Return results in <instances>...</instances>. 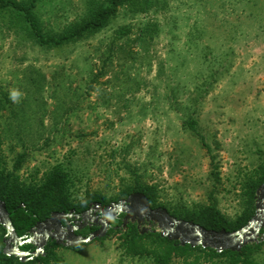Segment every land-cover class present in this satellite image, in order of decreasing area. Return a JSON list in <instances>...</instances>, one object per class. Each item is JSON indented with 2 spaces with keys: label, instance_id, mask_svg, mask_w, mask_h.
Segmentation results:
<instances>
[{
  "label": "rangeland",
  "instance_id": "1",
  "mask_svg": "<svg viewBox=\"0 0 264 264\" xmlns=\"http://www.w3.org/2000/svg\"><path fill=\"white\" fill-rule=\"evenodd\" d=\"M109 1L38 0L34 13L57 35ZM21 158L27 184L65 168L74 202L114 199L138 174L168 209L215 199L236 217L264 164V0H129L103 29L59 47L0 9V171ZM121 238L56 246L47 264H152L126 256Z\"/></svg>",
  "mask_w": 264,
  "mask_h": 264
},
{
  "label": "trees",
  "instance_id": "2",
  "mask_svg": "<svg viewBox=\"0 0 264 264\" xmlns=\"http://www.w3.org/2000/svg\"><path fill=\"white\" fill-rule=\"evenodd\" d=\"M38 0H29V2H19L17 0H0V9H12L19 12L25 19L31 29L32 34L40 45L48 47H59L70 42H76L91 32L103 29L117 12L118 8L129 0H110L109 5L98 8L92 15L77 24L75 27L66 30L57 35L45 34L41 28L34 8ZM122 31L120 36L126 35ZM192 130H196V121L188 122ZM202 144L205 145L204 138ZM22 158L12 171H0V198L5 202L13 226L18 236L29 235L31 229L38 223L46 220L52 213H69L75 210L77 214L90 209L94 203H100L103 207L110 204H117L128 198L132 193H143L149 200L151 208H166L168 212L178 219L194 222L207 230L220 231L225 229L230 232L237 231L245 227L256 213V192L264 183V164H262L255 174L244 184L243 191V209L234 218H229L218 207L215 199L208 205H200L193 210H171L160 201L159 192L155 185L142 182L140 175L135 174V183L127 187L116 198L107 200L100 193H88L79 202H74L71 198L70 185L71 177L67 170L61 165L55 166L45 173L39 181L25 183L17 174ZM135 173V172H133ZM115 225H120L121 220H114ZM88 230H84L85 236ZM121 232V248L128 257H137L139 259H148L152 264H175L179 259L182 264H260L257 256L264 249V241L261 243H252L244 246L241 251H223L218 252L215 249L203 248L202 246L192 247L190 244L181 246L179 241L169 240L162 237L161 233L155 231L138 230L135 224H130L121 229H110L107 236ZM5 228L0 224V264H14L15 262L23 264L15 256H7L3 252L6 235ZM59 245L49 246L45 254L26 264H33L41 260L48 263L51 252ZM20 249L31 251L34 246L26 244Z\"/></svg>",
  "mask_w": 264,
  "mask_h": 264
},
{
  "label": "water",
  "instance_id": "3",
  "mask_svg": "<svg viewBox=\"0 0 264 264\" xmlns=\"http://www.w3.org/2000/svg\"><path fill=\"white\" fill-rule=\"evenodd\" d=\"M256 201V213L248 224L234 232L222 229L220 231L207 230L201 225L181 220L171 215L166 208H151L148 198L140 192L132 193L127 199L117 204H110L103 207L100 203H94L90 209L83 215L77 214L75 210L69 213H52L49 218L42 222H38L30 231L29 235L23 237L18 236L7 210L6 204L0 198V224L5 228L6 235L4 237V254L7 256H15L22 263H27L45 254V246L47 240L51 238L57 244L65 247H74L78 245L90 244L97 239L107 236L112 228V222L119 219V216L126 214L123 226L126 227L130 215L132 220L138 217V226L141 222L156 225L161 230V236L169 240L179 241L181 246L190 244L192 247L202 246L203 248L215 249L218 252L235 251L252 243H261L264 241V183L258 188ZM97 214L96 222L100 225V229L90 233L87 236L77 235L75 232L81 230L82 227L77 225V221L69 222L64 228L62 221L71 219L80 220L82 216ZM54 222L61 225L59 231L51 233L49 226ZM117 229V228H114ZM153 231V230H147ZM31 244L35 247L34 251H24L21 246Z\"/></svg>",
  "mask_w": 264,
  "mask_h": 264
},
{
  "label": "flooded vegetation",
  "instance_id": "4",
  "mask_svg": "<svg viewBox=\"0 0 264 264\" xmlns=\"http://www.w3.org/2000/svg\"><path fill=\"white\" fill-rule=\"evenodd\" d=\"M88 210H89V209H88ZM88 210L82 212L80 215H83V214L86 213ZM91 215H92V218H91L90 216H88V215H84V216H82V218H81L80 220L71 219V220H67V221H62V224H61V225L65 228L69 222L74 223V222L77 221V222H78L77 225H78V226H81L82 229H81V230H77L75 233H76L77 235H83V236H84L83 231H84V230H88V231L86 232V235H89L90 233H92V232H94V231L100 229V225H98V224L96 223V222L98 221V219L95 218V217H97L98 215H97V214H96V215H95V214H91ZM125 216H126V214H124V213H122V214L119 216V219L121 220V224H120V225H115V224H114V221H113L112 224H111V225H112V229L117 228V229L119 230V229H121L122 227L126 229L127 226H129L130 224H135L136 227L138 228V230L142 231L143 226H145L146 224L150 225L149 223H146V222H143V221H142V222H141V226H138V217H136V218L134 219V221H133V220H132V217H131L132 215H130L128 221H126V227H124V226H123V223L125 222V220H124ZM61 225H60L58 222H54L51 226H49V229H50L51 233H55V232L59 231L60 228H61ZM150 226L154 227V226H156V225H150ZM117 229H116V230H117ZM53 245H61V244H57V243L55 242V240H52L51 238H49V239L47 240V243H46V246H45V250H46V248H49V246H53ZM61 246H63V245H61ZM34 250H35V247H34V249H33L32 251H34ZM32 251H31V252H32Z\"/></svg>",
  "mask_w": 264,
  "mask_h": 264
},
{
  "label": "clouds",
  "instance_id": "5",
  "mask_svg": "<svg viewBox=\"0 0 264 264\" xmlns=\"http://www.w3.org/2000/svg\"><path fill=\"white\" fill-rule=\"evenodd\" d=\"M21 96V93L19 91L13 90L11 92V99L16 102L18 101L19 97Z\"/></svg>",
  "mask_w": 264,
  "mask_h": 264
}]
</instances>
